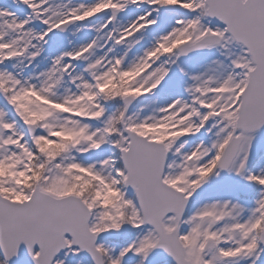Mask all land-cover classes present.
Returning a JSON list of instances; mask_svg holds the SVG:
<instances>
[{
  "label": "snow or ice",
  "instance_id": "1",
  "mask_svg": "<svg viewBox=\"0 0 264 264\" xmlns=\"http://www.w3.org/2000/svg\"><path fill=\"white\" fill-rule=\"evenodd\" d=\"M0 264H264V0H0Z\"/></svg>",
  "mask_w": 264,
  "mask_h": 264
}]
</instances>
